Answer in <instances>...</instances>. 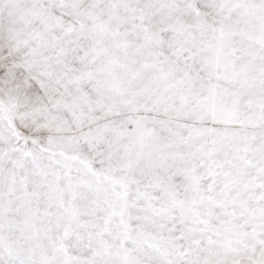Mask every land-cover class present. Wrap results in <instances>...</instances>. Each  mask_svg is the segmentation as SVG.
<instances>
[{"label": "snow or ice", "instance_id": "snow-or-ice-1", "mask_svg": "<svg viewBox=\"0 0 264 264\" xmlns=\"http://www.w3.org/2000/svg\"><path fill=\"white\" fill-rule=\"evenodd\" d=\"M0 264H264V0H0Z\"/></svg>", "mask_w": 264, "mask_h": 264}]
</instances>
